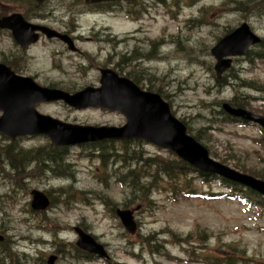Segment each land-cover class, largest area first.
I'll return each mask as SVG.
<instances>
[{
    "label": "rangeland",
    "instance_id": "374dc122",
    "mask_svg": "<svg viewBox=\"0 0 264 264\" xmlns=\"http://www.w3.org/2000/svg\"><path fill=\"white\" fill-rule=\"evenodd\" d=\"M29 1L0 0V14L18 11L34 23L61 32L71 30L79 51H69L59 40L44 37L23 51L8 33L1 31V62H4L3 56L12 66H17L18 74L29 75L43 86L53 87L54 84L69 93L86 85L98 86L99 69L103 67L114 68L143 89L148 87L146 79H152L154 87L167 94L165 100L173 115L192 129L202 131L204 139L200 142L208 149L209 156L237 170L264 173V148L259 130L240 123L220 124L214 119L221 104L231 103L235 97L245 99V108L264 115V58L239 61L235 58L233 69L240 70L239 79L228 78V84L218 87L215 59L210 53L221 36L244 21L264 39V4L259 5L262 0L257 3L252 0L243 10L231 9L229 0H199L196 3H191L192 0H178V3L175 0H141L145 3L141 7L116 2L109 7L106 3L88 5L84 0H46L36 9L28 6ZM238 1L242 5V0ZM152 47L156 50L153 57L146 58ZM127 57L133 59L128 61ZM247 83L253 87L245 86ZM37 110L79 124L120 125L124 122L118 111L76 110L61 101L41 103ZM7 141L0 136V143ZM14 141L23 149L49 143L44 136H24ZM83 147L84 151L93 149L89 145ZM142 148L145 156L166 155L151 144L143 143ZM105 149L110 150L108 146ZM68 150L75 162L71 181L50 171L31 169L23 173L22 182L17 186L11 183V177L0 171V232L13 242L14 250L39 256L38 251H41L46 259L56 250L53 242L76 239L73 227L79 225L105 246L107 260L93 257L78 261L58 257L55 264H208L189 253L202 254V258L213 254L222 260L227 251L236 255L233 259L237 264H245L249 258L264 261V212L261 207L224 195L209 199L174 194L171 192L174 182L164 175L151 186L149 203L141 202L134 210L136 231L141 235L153 232L163 244L161 249L154 248L157 252H149L140 246L136 233L125 232L109 205L104 203L103 198H106L119 204L126 196L125 189L112 175L104 179L100 157L79 155L81 146ZM116 166L117 163L110 165L109 170ZM142 173L149 176L146 171ZM148 181L151 182V177ZM68 184L70 187L64 196L53 191ZM194 184L199 190L224 192L217 182L209 186L195 180ZM71 186L86 191L88 197L71 201ZM32 189L50 192L53 199L52 206L39 215L29 210ZM171 233L186 240L176 242ZM224 244L232 247L226 249ZM64 246L65 249L69 247ZM242 253L246 262L237 258Z\"/></svg>",
    "mask_w": 264,
    "mask_h": 264
},
{
    "label": "water",
    "instance_id": "95a60500",
    "mask_svg": "<svg viewBox=\"0 0 264 264\" xmlns=\"http://www.w3.org/2000/svg\"><path fill=\"white\" fill-rule=\"evenodd\" d=\"M38 5L44 0H35ZM97 2L102 0H85ZM0 27L8 28L20 47L25 50L39 38V32L46 37H57L76 50L72 39L53 28L27 21L21 13L13 12L0 17ZM260 41L247 22H242L215 43L210 53L215 58L214 71L217 78L229 68L231 57L244 55L247 49ZM100 85L86 86L69 93L58 88L38 85L33 78L14 73L10 67L0 62V132L11 138L26 135H45L54 146L97 142L105 139H141L175 152L180 158L198 170L218 174L223 178L242 184L264 196V180L238 172L211 159L207 149L187 133L186 126L170 112L169 105L158 93L140 89L133 81L119 76L111 68L100 69ZM62 100L74 109L101 107L119 111L125 116L121 126L80 125L64 122L49 115L41 114L36 105L45 101ZM223 109L238 118L252 120L264 127V116L252 113L228 103ZM30 206L33 210H44L49 206L47 195L37 189L30 191ZM122 225L129 233L136 230L132 209H116ZM76 245L100 257H107L103 245L79 226ZM0 235V240H2ZM54 256L48 257L52 264Z\"/></svg>",
    "mask_w": 264,
    "mask_h": 264
},
{
    "label": "trees",
    "instance_id": "16d2710c",
    "mask_svg": "<svg viewBox=\"0 0 264 264\" xmlns=\"http://www.w3.org/2000/svg\"><path fill=\"white\" fill-rule=\"evenodd\" d=\"M5 2V0H1ZM13 1V0H10ZM199 0H192L191 3H196ZM258 0H256L257 3ZM178 3V0H175ZM252 0H242L239 4L238 0H229L231 9L243 10L247 5H250ZM102 3H97L99 6ZM130 4H137L139 7L145 5L141 0L132 1ZM264 0L259 5H263ZM31 8L36 9V4L33 0L29 1V5ZM256 7V6H255ZM254 8V7H253ZM128 12L130 10L128 9ZM133 12H136V8L133 9ZM132 12V13H133ZM155 48L152 47V51L149 55H146V58L153 57V53L155 52ZM143 57V56H141ZM253 57L264 58V39L257 45L256 49H250L244 60H251ZM128 61H131L133 57L128 58ZM1 60L4 62H8L12 68L18 69L16 65H11L8 59H5L3 56ZM121 71V70H120ZM239 69L235 70L232 67L226 72V74L220 78L215 79L216 86L222 87L228 84V78L239 79ZM236 73V74H235ZM133 80V79H132ZM147 80V89L153 90L160 93L165 99L166 93L163 92L160 88H155L153 85L152 79ZM135 81V80H134ZM136 82V81H135ZM52 86H56L52 84ZM245 86H251L248 83ZM72 89V88H71ZM164 93V94H163ZM165 95V96H164ZM243 98H232L231 103L234 106L245 107L247 103ZM214 116V114H213ZM216 122L220 124H227L236 121L233 117L222 111L221 109L216 110V116L214 117ZM183 121V120H182ZM240 121V120H237ZM190 134H192L197 140L201 141L203 138L202 131L200 129L195 130L187 125V122L183 121ZM262 131V139L261 143L264 147V130ZM193 132V133H192ZM202 142V141H201ZM143 142L141 141H107L106 143H101L98 146L91 147L93 148L90 151H84V147L81 148L79 155H96L100 157L101 166L104 170V179L109 178L110 175L114 177V181L121 184L125 189L126 199L122 200L119 204L113 203L111 200H107L103 198L105 204L109 205L111 210L114 213V208L117 205L121 207H129L131 204L141 205L142 203H147L149 201V194L151 191V186H154V181L157 179H161L162 175L165 176L169 181L174 182L171 185V192L174 194H181L185 197L191 196H213L215 193L211 191H203L199 190L194 184L195 180H200L203 184H209L213 181L219 182L221 186L227 189L228 195L239 197L245 201L251 202L257 205L259 208H262L264 212V197L258 195L256 192L251 191L247 188H243L242 186H238L236 183L226 181L224 179H220L213 174H208L204 172H197L194 168H192L186 162L178 159L171 152L166 151V155H158L153 154L151 156H145L146 152L142 148ZM204 144V143H203ZM109 147V151L106 148ZM64 147H52L49 143H46L44 146H37L32 149H23V147L19 146L16 141L11 140L7 141L3 144L0 143V171L4 172L8 175V177L12 178V184L19 186L24 177L25 171H30L31 169L39 172V170L50 171L57 176L73 178V169L74 162L71 160L70 164L65 161L66 152ZM113 149V151H111ZM96 150V151H95ZM96 152V153H95ZM78 155V156H79ZM110 160V163H107ZM118 164V166L113 167L109 170L110 165ZM32 167V168H31ZM241 169V170H240ZM238 170L249 173L255 177L264 179V173L260 172H249L248 170L240 168ZM10 173H7L9 172ZM146 171L149 173V176L144 175L142 172ZM151 173V174H150ZM148 177H151V182L148 181ZM148 181V182H147ZM106 183V182H105ZM107 186V185H106ZM70 185L65 187H58L53 189V191L57 192L58 195L64 196L65 192L68 191ZM14 188L12 187V190ZM47 192V191H46ZM47 194L51 198V206L53 204V199L51 193L47 192ZM79 196V197H76ZM101 195V194H100ZM88 197V193L83 190H76L71 186V201H77V198ZM149 203V202H148ZM46 226H43L45 229ZM85 229V227H83ZM153 232H150L146 235H141L139 232L135 234L137 237V241L140 243V246L144 249H147L149 252L154 253L157 252L154 248L158 247L161 249L163 244L156 239L157 235H153ZM26 236V235H25ZM24 238V236H22ZM171 237L175 239V241H185V237H181L179 235L171 233ZM42 243V241H39ZM13 242L8 238L4 237V240L0 243V264H46V259L42 256V252L39 255H32L29 251H17L11 247ZM56 247L55 253L59 258H67L71 257L76 260H89L90 255L85 253L84 251L78 249L74 242H65V241H56L53 242ZM64 245H69V247L64 248ZM133 245V243H132ZM226 249L231 248L232 246L225 245ZM39 250V249H38ZM189 254L195 255L198 259L208 263V264H237L234 261V255L231 251H227L226 255H223L222 260L218 259L216 255L207 254V257L202 258V254H197L196 252H190ZM244 257V253L237 256L239 260L246 262V258ZM249 261L245 264H264L263 260H255L252 258L248 259ZM71 264H73L71 262ZM119 264V263H114Z\"/></svg>",
    "mask_w": 264,
    "mask_h": 264
},
{
    "label": "flooded vegetation",
    "instance_id": "af4514ba",
    "mask_svg": "<svg viewBox=\"0 0 264 264\" xmlns=\"http://www.w3.org/2000/svg\"><path fill=\"white\" fill-rule=\"evenodd\" d=\"M68 34L71 36V30L68 31ZM72 38H73V37H72ZM73 39H75V38H73Z\"/></svg>",
    "mask_w": 264,
    "mask_h": 264
}]
</instances>
